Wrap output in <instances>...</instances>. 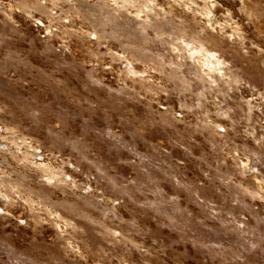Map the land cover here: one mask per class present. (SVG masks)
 Segmentation results:
<instances>
[{
	"label": "clouds",
	"instance_id": "clouds-1",
	"mask_svg": "<svg viewBox=\"0 0 264 264\" xmlns=\"http://www.w3.org/2000/svg\"><path fill=\"white\" fill-rule=\"evenodd\" d=\"M10 3L20 15L0 28V264H90L80 237L112 209L148 227L131 233L140 243L123 225L110 234L126 246L121 264H264V136L225 181L238 121L127 38L156 0H0V11ZM177 3L201 14L181 44L229 58L264 44V0L165 6Z\"/></svg>",
	"mask_w": 264,
	"mask_h": 264
},
{
	"label": "rangeland",
	"instance_id": "rangeland-1",
	"mask_svg": "<svg viewBox=\"0 0 264 264\" xmlns=\"http://www.w3.org/2000/svg\"><path fill=\"white\" fill-rule=\"evenodd\" d=\"M156 2L160 7L150 12L147 20L139 23L132 33L126 34L127 38L137 42L146 61L162 65V70L178 86L206 97V106L212 112L217 110L218 105L221 110H230L228 115L232 119L229 123L238 121L235 125L238 135L229 141L230 145H234L231 154L228 149L221 154L222 158L226 157L227 167L222 171L227 181L232 169L244 159L240 154L241 149L255 151L258 147L256 140L264 136V44L246 40L248 54L231 52V58L217 55L206 45L195 47L189 40L181 44L178 41L182 32L191 35L199 27L196 22L201 19L200 11L194 8L190 10L189 7L181 9L179 3L166 7L165 4H171V0ZM19 15L18 9H13L10 3L7 15L0 11V28L5 27V21L10 23V19H17ZM203 19L207 23V17ZM131 70L142 71V68L135 69L133 66ZM68 101L73 105L81 103L79 97L70 94ZM221 120L218 118L216 122L221 123ZM89 220L92 224L89 230L91 235H84L80 239L93 257L90 264H121V256L127 260L125 244L110 235L121 233L122 225L124 234L134 243L140 242L131 233L143 236L148 232L147 225L141 224L135 215L126 217L116 209L110 212L105 210L99 220L95 217Z\"/></svg>",
	"mask_w": 264,
	"mask_h": 264
}]
</instances>
